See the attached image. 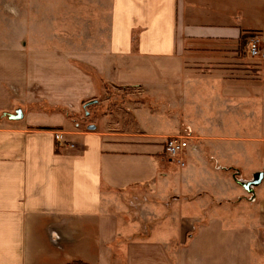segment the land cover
Returning a JSON list of instances; mask_svg holds the SVG:
<instances>
[{
  "label": "crops",
  "instance_id": "obj_1",
  "mask_svg": "<svg viewBox=\"0 0 264 264\" xmlns=\"http://www.w3.org/2000/svg\"><path fill=\"white\" fill-rule=\"evenodd\" d=\"M28 8L0 30V264H264V176L244 186L264 175V59L247 52L264 0ZM110 88L143 97L82 128Z\"/></svg>",
  "mask_w": 264,
  "mask_h": 264
},
{
  "label": "rangeland",
  "instance_id": "obj_2",
  "mask_svg": "<svg viewBox=\"0 0 264 264\" xmlns=\"http://www.w3.org/2000/svg\"><path fill=\"white\" fill-rule=\"evenodd\" d=\"M40 1H42V0H0V27H1L0 30L4 29V31L8 35H10L13 32V28H12L13 22L12 21H14V19L12 16L10 18H8V16L6 15L7 10H5V9L7 6H14L15 8L20 7L21 11L19 10L20 11L19 15H16V18L17 17L20 18V17L24 16L23 13L25 15L29 14L28 12L30 11V9L28 7H36L39 5ZM30 4H33V5H30ZM24 6L27 7L25 9V12L23 11ZM26 10H29V11H26ZM67 11L68 10H66V12ZM11 18H12V20H11ZM1 37H2V35H1ZM0 42H1V40H0ZM108 94H109L108 95L109 100L106 97H104V98L102 97V99L100 100L101 102H100L99 106H97L98 107L97 111L93 110L92 108L90 109L92 112L91 113L92 115L87 113L86 111L82 113V115L79 117L80 118L79 120H80V122H82V125H83L82 128L86 129L87 125L89 123L93 122V119L95 117L103 116V113H106L109 111L113 114V117L117 118V114L121 115V114L125 113L127 106H129V104H132V102L134 100H137L138 98L140 99V97H143V96H140V94H137V95L129 94L128 95L124 91H118V90L113 89V88H110V91H108ZM182 165H184V163Z\"/></svg>",
  "mask_w": 264,
  "mask_h": 264
},
{
  "label": "built area",
  "instance_id": "obj_3",
  "mask_svg": "<svg viewBox=\"0 0 264 264\" xmlns=\"http://www.w3.org/2000/svg\"><path fill=\"white\" fill-rule=\"evenodd\" d=\"M247 52L252 58L264 59V47L261 45V40L257 36L251 37L247 41ZM56 140L62 143L63 135L56 133ZM189 137L186 136H173L169 137L164 142L165 153L179 163L183 164L182 155L189 147Z\"/></svg>",
  "mask_w": 264,
  "mask_h": 264
},
{
  "label": "water",
  "instance_id": "obj_4",
  "mask_svg": "<svg viewBox=\"0 0 264 264\" xmlns=\"http://www.w3.org/2000/svg\"><path fill=\"white\" fill-rule=\"evenodd\" d=\"M5 115H7L10 119H21V118H23L24 113H23V110L19 108V109H16V111L14 113H5ZM89 128L94 129L95 126L94 125H90ZM263 176L264 175H263L262 172L261 173H257L255 175V179L253 181H250V182L244 184V186L248 190H252L250 187L252 185L258 184L262 180Z\"/></svg>",
  "mask_w": 264,
  "mask_h": 264
}]
</instances>
